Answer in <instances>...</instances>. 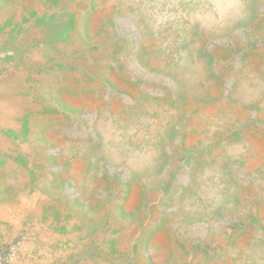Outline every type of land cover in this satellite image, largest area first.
I'll list each match as a JSON object with an SVG mask.
<instances>
[{
    "label": "rangeland",
    "instance_id": "rangeland-1",
    "mask_svg": "<svg viewBox=\"0 0 264 264\" xmlns=\"http://www.w3.org/2000/svg\"><path fill=\"white\" fill-rule=\"evenodd\" d=\"M0 264H264V0H0Z\"/></svg>",
    "mask_w": 264,
    "mask_h": 264
}]
</instances>
